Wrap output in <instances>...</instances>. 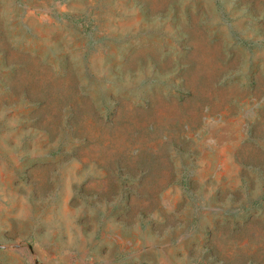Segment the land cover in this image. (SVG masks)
<instances>
[{"label": "rangeland", "instance_id": "rangeland-1", "mask_svg": "<svg viewBox=\"0 0 264 264\" xmlns=\"http://www.w3.org/2000/svg\"><path fill=\"white\" fill-rule=\"evenodd\" d=\"M0 264H264V0H0Z\"/></svg>", "mask_w": 264, "mask_h": 264}]
</instances>
